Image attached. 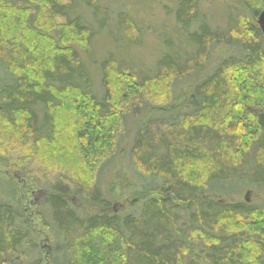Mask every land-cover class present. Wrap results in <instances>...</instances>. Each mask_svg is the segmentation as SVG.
I'll use <instances>...</instances> for the list:
<instances>
[{
	"label": "trees",
	"instance_id": "trees-1",
	"mask_svg": "<svg viewBox=\"0 0 264 264\" xmlns=\"http://www.w3.org/2000/svg\"><path fill=\"white\" fill-rule=\"evenodd\" d=\"M115 2L0 0V167L16 174L0 176V264H264V206L226 200L264 187V39L250 22L264 0L224 28L201 0H168L175 28L147 71L92 59L101 33L120 54L140 45L145 17L118 0L110 21ZM221 47L232 56L205 72ZM199 73L180 109L153 108ZM132 121L136 183L122 214L100 186ZM34 174L55 175L37 193L45 247L18 201L17 181Z\"/></svg>",
	"mask_w": 264,
	"mask_h": 264
},
{
	"label": "rangeland",
	"instance_id": "rangeland-1",
	"mask_svg": "<svg viewBox=\"0 0 264 264\" xmlns=\"http://www.w3.org/2000/svg\"><path fill=\"white\" fill-rule=\"evenodd\" d=\"M114 3V7L111 8L113 13H109V19L116 18L117 12L122 10V4L126 6L128 9L127 14L133 16V12H136V15H143L145 17V23H139L142 28L139 31V35H137L136 43H139L137 49L134 50V54L124 55L120 54L108 40L107 33H101V37L97 38V43L95 45V53L92 56L94 62L103 59L107 54H113L114 57L119 60V58L125 59V61L130 62L128 60H136L140 62V69L143 71H147L148 69L153 68V64L156 61V58L160 55L158 51V43L162 41L165 37H168L169 34L174 31V20L171 16V12H169L170 8H168V12L163 10V7L170 6L171 4L168 0H119L122 1ZM203 5L205 6V12L208 13V19L216 26L225 27L228 20H234L235 18H239L242 21V17H251L253 7L257 8L256 4L260 6V0H257V3H253V5H246L245 0H201ZM132 13V14H131ZM257 18H250V22L253 24H257ZM109 21V22H110ZM168 35V36H167ZM170 37V36H169ZM177 41V40H176ZM175 42V41H174ZM232 51L234 49L232 48ZM226 49H217L210 61L205 66V72H210L216 64H218L221 59H224L226 56H232L231 52ZM204 73H199V75H192L188 78L187 83L182 82L178 83L177 87L171 91L172 97L168 99L166 105L163 107L162 105L156 104V109L166 108L168 105V109L165 110H178L181 108L182 104L186 101L187 96L190 92V86L192 85L193 80L199 78ZM170 95V96H171ZM148 108V106H146ZM147 110V109H146ZM142 111L141 114H136L133 116L134 121L139 119H144V116L147 115V111ZM148 117V116H145ZM132 124L128 127V135H125L121 147L119 148L120 157L115 161L116 165L110 169L101 180V190L104 198L107 199L109 208L114 209L116 212H120L122 214H126L130 210V205L132 203L131 194L134 192L135 175L134 169L126 158V150L130 144V135H133L134 125ZM130 130V131H129ZM128 156V155H127ZM114 162V163H115ZM113 163V165H114ZM112 165V166H113ZM28 173V172H27ZM14 175V176H13ZM0 176H4L6 178L16 177L11 169L6 170L3 167H0ZM55 175H48L45 177H41L38 174H34L33 178L35 183L30 184L29 181L23 180L21 183L18 182L20 194L18 196V201L22 204V207L26 211V215L29 220L34 224L35 231L38 232L41 239V246L45 247V239L47 235H45L43 229H41L40 224L36 220V209L43 202V198L41 195L37 194L38 192H46L47 182H53L55 180ZM26 179V178H25ZM39 180H41V185H38ZM139 185V184H138ZM138 187V186H137ZM233 187V185H218L217 190H222L223 188ZM236 189V187H235ZM239 189V188H238ZM8 185L0 182V202L5 200V197L8 196L9 193ZM240 190V189H239ZM222 200V199H217ZM229 202H243L247 205H257L264 206V187L257 188L254 185L249 186L243 191L238 192H230L226 198ZM223 201V200H222ZM43 243V244H42ZM43 251H45L43 249ZM38 252V251H37ZM45 253V252H44ZM42 261L40 264H49V260L45 257L44 254L40 256Z\"/></svg>",
	"mask_w": 264,
	"mask_h": 264
},
{
	"label": "water",
	"instance_id": "water-1",
	"mask_svg": "<svg viewBox=\"0 0 264 264\" xmlns=\"http://www.w3.org/2000/svg\"><path fill=\"white\" fill-rule=\"evenodd\" d=\"M262 10L263 11L257 16L256 21L259 32H261L262 38L264 39V8Z\"/></svg>",
	"mask_w": 264,
	"mask_h": 264
}]
</instances>
